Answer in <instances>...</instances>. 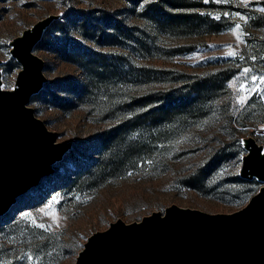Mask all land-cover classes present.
<instances>
[{
    "label": "rangeland",
    "instance_id": "obj_1",
    "mask_svg": "<svg viewBox=\"0 0 264 264\" xmlns=\"http://www.w3.org/2000/svg\"><path fill=\"white\" fill-rule=\"evenodd\" d=\"M60 14L35 49L47 82L29 106L57 142L72 148L0 217V264H75L95 232L172 205L211 214L244 208L264 186L240 177L243 140L264 146V0H0L5 89L21 70L10 42ZM105 17L113 24L103 23L107 40L81 25ZM141 36L148 50H140ZM65 44L71 53L58 50ZM92 61L110 66L114 76L128 70L124 91L120 84L108 93L93 88L78 100L74 88L86 81ZM132 68L154 69L159 79L136 77ZM159 89L189 94L191 108L153 124L147 117L133 121L148 108L107 107ZM119 124L126 126L114 141Z\"/></svg>",
    "mask_w": 264,
    "mask_h": 264
},
{
    "label": "water",
    "instance_id": "obj_2",
    "mask_svg": "<svg viewBox=\"0 0 264 264\" xmlns=\"http://www.w3.org/2000/svg\"><path fill=\"white\" fill-rule=\"evenodd\" d=\"M60 18L50 15L10 42L21 65L12 89L4 88L0 69V217L53 174L72 148L57 142V134L29 106L47 82L45 61L35 49ZM243 145L240 177L264 183V146L253 137ZM75 264H264V186L234 213L172 205L138 222L118 219L88 237Z\"/></svg>",
    "mask_w": 264,
    "mask_h": 264
},
{
    "label": "trees",
    "instance_id": "obj_3",
    "mask_svg": "<svg viewBox=\"0 0 264 264\" xmlns=\"http://www.w3.org/2000/svg\"><path fill=\"white\" fill-rule=\"evenodd\" d=\"M80 17H82L81 20H87L91 21L90 18H87L84 12L80 13ZM105 21V22H103ZM103 21L100 24H95L96 26L91 25L90 23H84L82 22L81 25L85 30H90L94 29L96 31H99L100 34L104 39H109L110 34H108L107 29L103 25V23L107 26H111L112 21L111 18L105 17ZM120 25V24H119ZM90 26V27H88ZM120 29L122 30V33L124 36H129L130 31L127 30L126 28L121 27ZM140 44V50L145 51L148 50V45L146 44L144 38L141 36L139 42ZM66 44L61 46V48H58L59 51H65L68 52L66 48ZM78 44H75L74 52H77ZM81 50H79L80 54ZM83 58V56L81 55ZM94 62V63H93ZM100 62L98 61H92L89 62V64H85V74H86V81L79 87L74 88L76 91L75 93L77 94L78 100H82L85 96H87L93 88L98 89L99 91H103L104 93L110 92V90L115 89L118 87V84H120V88L118 90L124 91L125 88L124 86H127L129 83L128 77L129 73L125 70V72H120V74L114 76V73L116 74L115 70L113 71L112 68L108 65L102 64V66H99ZM92 67V68H91ZM134 71V72H133ZM131 73H134V76L136 77H154L153 79H159L158 72H154V69H139V68H132ZM116 80V81H114ZM123 86V87H122ZM193 98L190 97V95H180L178 94V91L176 92L174 89H169V90H154L151 91L149 94H143V95H137V96H123L120 102L113 103L112 102L107 105L108 108L112 109L113 112L117 111L118 109H124V108H137L136 110L139 111V109L144 110L145 108H148L149 110L146 111L144 114H139L137 118H134L133 121L136 120H141L144 122L143 117L149 118L153 124H155L157 121H160L161 119H170L174 116H176L178 113L189 110L191 108ZM140 110V111H141ZM145 111V110H144ZM111 113V112H109ZM112 115V114H111ZM111 115L107 117H112ZM115 118V115L113 116ZM117 118V117H116ZM115 118V119H116ZM140 122V121H139ZM127 123V122H126ZM125 123V124H126ZM125 124H119L118 128L116 129L115 133L112 134V138L114 141H119L121 139V133L122 130L121 128L123 126H126ZM118 133V134H117ZM100 141L104 142L106 137L105 136H100ZM110 139V140H111ZM116 165V166H115ZM114 165V168H119L121 166L119 163H116ZM238 180V179H237Z\"/></svg>",
    "mask_w": 264,
    "mask_h": 264
},
{
    "label": "snow or ice",
    "instance_id": "obj_4",
    "mask_svg": "<svg viewBox=\"0 0 264 264\" xmlns=\"http://www.w3.org/2000/svg\"><path fill=\"white\" fill-rule=\"evenodd\" d=\"M205 2H207V0H205ZM241 19H244L243 17H240ZM237 28H239V25L236 26ZM228 55L230 56H235L236 53L235 52H229ZM249 71L248 69H245V72ZM261 81H264V77L260 78ZM243 87V86H242ZM246 97L241 96L239 99V103L243 104L245 102ZM54 200L56 199L55 197L53 198ZM40 227H44V225H39Z\"/></svg>",
    "mask_w": 264,
    "mask_h": 264
}]
</instances>
